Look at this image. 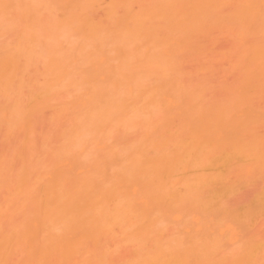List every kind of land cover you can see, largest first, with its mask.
<instances>
[{
  "label": "rangeland",
  "instance_id": "rangeland-1",
  "mask_svg": "<svg viewBox=\"0 0 264 264\" xmlns=\"http://www.w3.org/2000/svg\"><path fill=\"white\" fill-rule=\"evenodd\" d=\"M85 1L86 0H84V2H83V0H0V57L5 56V54L8 55V53H12V52H13V55H15L16 51H14V50L18 49L20 53H18V51H17L16 57H13V55H12V57H13V59L16 58V62L18 63L19 68H21L20 70H18V72L15 71V68H13L14 72L16 73V76H15L16 79L14 78L15 73L13 72L14 75L12 74L11 77L13 76V78L15 80H13L14 82L11 81V83H13L14 85L11 84L12 87L9 86V88H7V89H9V90H6L8 92L3 91L0 94L2 96H5V97L0 96L1 97L0 98V157H1L0 159H2L4 162L6 161L5 167H7V168H5V169H8L12 173H14L16 176L12 173H11V175H13V179L17 180L18 176L21 175V172L26 171L29 174H31V173L34 174V171L35 170L37 171V169H39L40 165L47 166V167H51V165H52V168H53L56 165V161L57 162L62 161V159L58 160L56 158V155H57L56 153H58V150L63 146L62 144L67 143V141H68L67 139L65 140V138H63V137L64 136L66 137V135H68V134H71V133L73 134L75 132H78V129H79V131L82 128L85 129V125H86L85 124L86 122H84L85 117L89 116L90 114L91 115H93L94 113L96 114L98 112L102 113V110H101V108H102L104 111L103 113L106 112V114L104 116V118L106 117L105 118L106 134L103 135L105 133L103 127H105V126H103L104 124L102 123V129H100V128H98V129H99V131L104 132V133H101V132L98 133V129H97V131H95L96 128L92 127V129H94V131L100 135H97V133L92 131L91 134L83 136V138H80L81 140L79 138H76V137L74 138L73 136H70L69 141H71V142H69L67 145L68 146V149H67L68 154L70 153V155L67 154V155H65L66 157L63 156L64 159L68 158V160H66L65 163H64V161H62L63 164H61L62 163L61 162L60 164L58 163V165H56V166H58L62 169L64 168V170H68L70 172V174L72 173L71 175L74 177H77L79 175H81V176L84 175L86 170L82 169V166H83V164H81L82 161L84 163L87 162V163H85L87 166L84 164L83 167H85V166L88 167V165H89L90 169H91V167H93L94 169L92 168V170L99 171V172H97V175L101 171H103L102 170V168H103L104 170L107 171V174L104 171L105 172L104 177L101 174H99L98 177H99V180L101 182L105 183V185L108 184L106 186V188H110V185L113 181L114 182V183H112L113 187L116 189V187L119 186V188H121V190H122V191L118 190L119 188L117 187L118 189H116V191L118 190L117 192L120 191V193H124V190L127 189L125 185L129 186L130 184L131 185L133 184L134 188L131 187V185H130L131 189H133V190H131V191L126 190V193L119 194V195H117V197L118 196L122 197L121 195L125 196L123 199L121 198V200H123V202L126 203L125 199H129V198H127V196L128 197L133 196L132 199L134 200V203L136 202L135 204L137 205V206L135 205L136 210L142 212V211H146V209H147V212L149 211L148 214H150V210H151V212H153L151 214L152 216L151 215L150 216L153 218L155 217L156 220L154 218V221H157V222L156 223L154 222L156 225V228H151V229L155 230V233L153 230H151V232L153 231L152 235H151V232L149 231L148 227H150L154 224H152V225L150 224V226H148L149 224L148 225H146V224L149 222H147L146 219H145L146 223L142 222V220L140 219L144 213L146 214V212H143V214H141V212H140L141 216L137 215L135 218H134V215L129 216L127 218L129 220L122 219L121 220V221H123L122 224L119 221L117 223V225L113 224L110 226V228L112 230L116 226H117L116 228H118L120 230L123 229L122 231L117 229V232H116V230H114V233L116 236H118L117 234H118V232H120L119 237H121V235H123L121 232L126 231L124 228H122L124 225H126V227H127V225L129 226V228L128 227L126 228L124 226L126 229H129V230H127V232H129L132 229L130 231L132 233L129 232V234L126 235L127 233L123 232L125 235L122 236V238H120V242H122V241L123 242H130V247L128 246L127 243H126L127 247L125 246V243H123L125 247L122 246L123 244L120 245L121 246L120 247L119 246L120 243L118 241L119 239H118V237L114 236V233H112V235L114 237L110 233H108L109 231L106 233L107 235L109 234L108 236L104 235V236H106V240L108 239V237L110 240L113 237V239L111 241L113 244L112 243L110 244L109 243L110 241L107 240V243L110 245L109 249H110L111 245L116 246L117 249H115V250H117V251L120 248L121 250L118 251V254L116 253V251H115V253L119 256L120 255L119 253L123 252L122 253L123 256H121V257H124V258H121L122 261H123V259H126V258L128 259L129 257L132 256L133 252L131 253V251H132L131 243L133 244V241L136 240V238L138 239V237L142 238V236H140V235H142L141 232L143 231L144 228L146 229L147 226H148L147 227V233H146V230L144 229L145 232L143 231V234H144L143 238L144 239H145V237L150 238L149 236L151 235L152 237L150 239H148V240H150L149 241L150 243L146 240L147 246H145L146 242L145 243L142 242L143 239L139 238V240H136V243L141 240L140 241L141 243L140 242L137 243L138 248L142 247V245L145 246L144 248L153 247L152 245L155 242L154 240L157 238V240L159 239L158 241H160V242H163V240H167V239L170 240L171 239L170 241L167 240L169 242L164 241L167 244L170 243L173 245H175V244L177 245L180 243L179 245H183V246L185 244V249L189 248L190 245L192 246L193 243H195V241L193 239H195L196 242L199 243L198 245L202 246L203 249L201 247L199 248V246H197V243H195L194 244L195 247L193 248V250L198 248L197 250L203 251L204 250L203 245L206 246L205 245L206 243H207V245L210 244L211 247H207V248L205 247V250L203 252H207L208 248L213 247L214 249L208 250V252L211 250L213 258H215L216 256L217 257L219 256L216 254V252L217 253L220 252L219 254H221V256L224 258H226L228 254H232L233 258H235L234 256L237 257L236 254L238 252L241 255V253H243L242 251L244 249L248 250V249H250V247H253V246L261 247L264 249V166H259V165L256 166V164L253 163L254 162L253 160H250V162H249L246 160V158H248V157L245 158L244 155H242L240 157H244L245 160L240 159L238 161V157H237V161L235 159V161L232 160L233 162L232 161L229 162L231 164H229L230 166L229 165L228 166L232 172L229 171L230 173L227 174L228 172L225 169L226 166L219 165V163L217 164L219 168L217 167V169H212L215 162L213 161L214 162L213 163L210 161L212 159V157L210 158L209 155H207V157H206V155H204L206 157V158H204V156L201 154V151H202L201 149H199V150H201L200 153H198L199 150H198V152L193 151V152H195L194 157H196L198 154H201L204 158V159L202 158L203 162L205 159H208V157H209L210 159L205 160V162L210 161L209 164L210 163H211V165L213 164L212 166L208 165V163L205 164V162H204V164H202L203 163L202 162L201 163L202 165H201L200 164L201 159L200 160L198 159V162L200 161L199 163H195L196 159L195 160L193 159L194 158L193 154H192V157H193L192 158L191 154H189L190 152H187L188 154L185 153L186 154L185 157L186 158L191 157L193 159L194 166L190 165V163H192V159H191V161L188 159L186 161H188V162L190 161V162L189 163L185 162V165L188 167L187 164H189V166H191L189 168H191V169H188L185 166V168H181L182 170L181 169H179V170H181V173H185V176L183 174V177L188 176V177H186V180L188 179L189 181L187 180L186 182H188L189 185L191 184L190 181L192 179V184H191L192 186L190 185L188 187V185H187L188 188L194 189L193 184H195V186H197V184H198L197 182L200 180V176L195 177L196 175H201L203 173V175L204 174L205 175L204 176L202 175V177L204 178L206 176V178H208L209 175H212V177H213V174H215V173H216L215 176H217V174H219L218 172H220V171H226L227 172L224 174V176H226L225 177L226 179L222 178V177H224L222 172H220V173H222V177L219 174L220 179L222 181L224 180L223 184H222V181L220 179H219L220 180L219 182H221L222 185H224V183H225L226 186L218 187L219 185H221V184H219V182L217 183V181L214 182V180H213V183L210 182L211 183L210 184L208 181H206L207 185L209 183L211 186V188L209 186L210 189L208 188L209 190L206 191V188L208 186L206 185V188H205L204 187L205 185H202L200 183V182H202V179H203L202 178L199 182L200 185L198 184L200 186L199 187L200 190L197 193L192 192L194 195L192 193H190L191 191L188 193V191H187L188 188L187 189L184 188L186 193H188V194H186L184 192V189L182 188L181 191H183L185 193L184 194L182 192L187 199L186 198L184 199V201L186 200L185 202L179 200L180 206H178L179 204H177V205L174 204L175 202L177 203L178 200L175 201L177 198L171 197V195H173L172 190L171 191L168 190V193L166 192V195H165V192L163 193V191H161L160 193H157L160 196L155 194V190H157V189H155L157 187L156 185H158V187L160 186L158 188V190H159L161 187H163L162 183L157 182V180H155L154 177L152 178L151 173L150 174L148 173V176L151 175L152 180L150 177L147 178V171L148 170L146 169L145 170L146 172H145L143 170V168L146 167V165H148V164L145 161L146 164L144 165V162H142V160H140L141 156H142V159H143V157L145 159V157L147 155L149 156L150 151H151V155H152L151 149L152 148L154 149L155 145L163 142L167 146H169L170 143H172L170 141H172V140L175 141L176 140L175 136L180 135L179 133L177 135L176 134L173 135V134L180 132V129H178V128L182 127L181 124H180L181 127H179L180 122L178 120H180V118L182 116L181 104L189 96V95H186L185 97H183L184 98V100H183V98H181V97L184 96L185 94L195 93L197 95L204 96L205 100L207 101V104H209V105L219 104V103L222 105H224V104L226 105V103H227V105H226L227 107L231 106V105L230 106L228 105L229 102H231L229 104H233L234 102H236L240 98V96H239L240 92L238 93V92H236L237 90H234V89H238V85L240 86L241 80L239 78L242 76H240L241 70H239V69H241V68L238 67L237 64H235L236 63L235 61L237 58H239L238 55L241 53V51L243 49L241 47L242 44L239 41L235 40L237 38H235V35L231 31H229V34L227 31L222 32L223 31L222 29H221L222 31L218 32L219 31V30H217L218 28L216 29V31L211 30L210 34H208L209 32L205 33L206 37L204 36V34L201 36H198V38H197L198 41H196V42H198L197 44L201 43V44H199L201 46V48L203 46L200 53L197 51V52H195L196 53V55H195V53L190 52V53H188L190 55H188L187 53H186V55L183 54L182 55L183 58H182V56H180L182 59V62L184 63V64L182 63L183 70H185V72H186L184 75H182V76H185V75L186 76L184 78L181 77V79H183L182 81L185 82V86L187 87V91L183 92V95L181 94L182 95L180 97L181 99L178 100L179 96L177 97L175 95V97H177L176 99L178 101H181L182 103L180 102L181 103L180 104V103H177L176 100H173V99H175V97L172 98V96H174V95L171 93H169V94L168 93L167 94L161 93L162 95L159 96L158 98L162 97V99L164 100V101L162 100L164 106L162 104H161V106L155 105L156 103H154V105H155L154 106L153 102L150 99L152 97H154V95H155L153 92L159 93L160 91L156 92V89H155V91L151 92V89H154V86L156 88V85H158V83H153V81H154V80H152L153 78L149 79L150 81L144 80V82L142 81V82L137 83V81H139L140 79L137 80L138 77L136 78V76L135 77L133 76L131 78L129 76H128L129 78L127 77L128 79L134 78L131 80L133 82H129V80L127 78L126 79L124 78L125 82H123L124 79L122 78L123 77L122 74L121 75L119 74V76H118L119 72L116 71L117 69L115 67L119 66L121 63L120 60L121 59L124 60L125 57H123L124 56L123 53H119L117 50L115 52L116 46H115V43L112 44L113 43V42H111L112 39H109L110 40L109 41L108 38H106V36L105 37L103 36L105 38L104 40L102 39L103 37L102 38L100 37L101 38L100 39L99 38L100 33L95 34L90 29H88L86 27L85 22H84L83 18L81 17V14H82L81 9L85 7V5H83V4H87ZM100 1H101L100 3L97 2L98 5H95L96 4L95 3L93 6L88 8V10L93 8V9L89 10L90 15L87 14L88 12L86 14L83 13L84 16L85 15L89 16V18L86 17L87 22H89V20L91 22V20H92L93 23L98 22V23H100V25H102V23L104 24V22L106 21L105 16H106V13L110 7L109 0H100ZM147 1L149 3L152 2L150 0H143L142 3L145 6H146V4L148 6L149 4ZM153 1H155V0H153ZM139 3L141 5H143L141 2H139ZM143 6H141V8H143ZM230 7L231 6L228 7V11H229ZM137 8H138V6L135 5L134 9L136 11L138 10ZM78 9H80L81 14L78 13L79 12ZM77 10H78V12H77ZM85 11H87V10H84V12ZM116 11H118L117 14L120 17L123 14L122 5L121 6L118 5ZM105 24H106V22H105ZM112 38H113V36H112ZM199 38L201 39V41ZM102 40L104 41V44H100V42H102ZM233 40L236 41V44H234L235 42L233 43ZM109 42H111V43L109 44ZM237 44L240 45L238 48H241V50L237 48V46H238ZM110 46H111V48H110ZM137 46H139V47L143 46V43H139V45L137 44ZM139 47H136L135 44H132L129 47V50L132 49V50H134L133 53L137 54L138 51H136V49H139ZM233 48H237L238 50L233 49ZM99 49L100 50L103 49L102 52H100ZM110 49H112L113 52ZM108 50L111 51V53ZM230 50L231 51L233 50L236 55L233 54L232 52H230ZM239 50H240V53L238 52ZM202 51L205 53L204 55L202 54ZM236 52L238 53V55ZM103 54H104V56H103ZM106 54L107 55L110 54V55L106 56ZM115 54H116V56H115ZM120 54H122L123 56ZM121 56L123 58H119ZM26 58H28V59H26ZM109 58H110V60H109ZM116 59H118V60H116ZM106 60L107 61L109 60L110 62L109 61L107 62ZM123 60H122V62H123ZM125 60H126V58H125ZM132 61L133 60H131V62ZM16 62H12V64L14 63V65H15ZM134 62H136V60L133 61L132 63H134ZM237 63H238V59H237ZM107 64L109 65V69H108L109 73L105 74V72H108V70H106L108 68ZM233 64L235 67L233 66ZM111 65H112V67H111ZM201 66L204 68L208 67L211 69L207 68L208 70L206 69L207 71H204ZM14 67H17V66H14ZM111 68L115 69V72H113V69H111ZM200 68L202 70H200ZM211 70L213 72L212 76H210V74H209V73H211ZM236 70H239V71L237 72ZM196 71H198L197 72L198 75L195 73ZM208 71H209V73H208ZM57 74H59V75L57 76ZM60 74H62V76H60ZM109 74H112V75L115 74V75H114V77H112V75H111V78H110ZM191 74H192V76H191ZM206 74H209L208 77ZM17 75H18V78H17ZM187 75H188V77H187ZM201 75L202 76L206 75V77L203 78ZM106 77H108L111 80L113 78L114 79L113 81L116 80L115 84L113 81H111L109 79H105ZM94 78H96V80ZM89 79L95 80L96 82H99L100 83V84L98 83L99 87L97 88V86H98L97 84H96V86H94L96 82L95 81L92 82ZM118 79H121V81H119ZM238 79H239V81H238ZM102 81H104V82H102ZM117 81H119L120 84ZM134 81L136 84L134 83ZM145 81H147L146 85H144ZM191 81L193 83H190ZM197 81H198V83L203 82L204 87L203 88L198 87L197 91H193V89H191V87H194L196 85ZM88 82H90V83H88ZM237 82H239V83H237ZM110 83H112V84H110ZM126 83H127V85H126ZM128 83L132 84L134 87ZM142 83H144L143 86H146V87L148 86L149 88H150V86L153 87L151 89H148V91L150 90V93L153 96H150L151 94L147 91V89L145 91V89H143V86L140 87ZM116 84L119 86L118 90L116 89L117 88ZM138 84H140V85H138ZM200 84H202V83H200ZM206 84H207V86H206ZM101 85L103 87H101ZM114 85H116V86H114ZM137 85L143 89L144 94H143V91L141 92V94L139 93L141 90L139 91V87H137L138 89L135 87ZM105 86H106V88H105ZM209 86H211V87H209ZM91 87H92V89H95V91L98 92L97 98L99 97L100 100L97 98L95 99L96 92L94 90L90 89ZM223 87H224V90L222 89ZM225 87H226V89H225ZM107 90H108V92H107ZM93 91L95 93H93ZM104 91H105V93H104ZM161 92H165V91H161ZM100 93H103V94H100ZM158 93L156 95H158ZM257 93L255 96H254V94L252 95L253 98L251 100L253 102H251V104H250V109L254 110V111L261 112L264 110V90L262 93H261V91L258 94ZM83 94H84V98H83ZM88 94L90 96L92 94L94 96V98L92 96L89 97ZM105 94H106V96L104 99V97H101V96L102 95L104 96ZM139 96H142V97H140V99H139ZM149 96L151 97L150 99H149ZM166 96H168V97H166ZM41 99H42V101H41ZM85 99H88V100H85ZM94 99H95V101L98 100V103H97V101L95 102ZM102 99H104V100H102ZM35 100H36V102L39 101L40 103L44 102L43 103L44 105L43 104L41 105L39 102H38L39 104H37L35 102ZM48 100H49V102H45ZM91 101H92V104H90ZM34 102H35V105L38 107V111L36 109V110H34L35 112L37 111L36 113H33V112L31 113L30 111H33L32 105ZM93 102H95L97 106H95V104L93 105ZM139 102H140V104H139ZM149 102H151L152 104ZM164 103L167 104V107L165 106ZM35 105H34V107H36ZM39 105H41V106H39ZM87 105H89L88 110L91 109L90 111H93L94 113L87 110V108H86ZM176 105H177V108H176ZM80 106H82V107H80ZM90 106H92V108L93 107L97 108V109L99 108L98 109L99 111H97V109L93 110L92 108H90ZM178 107L180 110L178 109ZM236 110L237 109H234L233 113H234V115L239 116L241 114V112L238 111L239 110L238 109L237 110L238 112L235 113ZM80 111H82L81 112L82 115H81ZM83 113H85V114H83ZM28 114H30V115H28ZM174 114H175V116H174ZM177 115H179L180 117L179 116L177 117ZM83 116H85V117H83ZM80 118L82 120H80ZM174 119H176V121H175L176 123L175 122L170 123V120L172 121ZM73 120H75L76 122ZM77 120H79V121H77ZM29 122H31V123H29ZM76 124H78L79 126L78 125L76 126ZM175 124H178V126ZM81 126H82V128H80ZM173 127L175 129L172 132L173 134H171L170 131H172ZM186 127H189V126H186ZM86 128H87V126H86ZM69 129H70V131H69ZM263 129L264 128H262V127L257 128L259 135H261V133H262V135L264 134ZM89 133H90V130H89ZM187 133H188V131L186 132V134ZM75 134L78 135V133H75ZM87 134H88V131H87ZM166 134L172 135V136L170 137ZM95 135L98 138H96ZM102 135L104 137H101ZM218 135H220V134H217L215 136L214 141L220 142L221 140L225 139L224 136H222V135L218 136ZM87 136H89L90 138ZM173 136L175 137V139L174 138L172 139ZM186 136H188V137H186ZM217 136L220 138H218ZM179 137L180 136H177V138H179ZM185 137H186L185 138L186 140L191 141L189 135H185ZM70 138H73V139H70ZM100 138L101 139L104 138L103 142H101ZM168 138H169V141H168ZM26 139L31 140L28 145H26V143H27ZM163 139L164 140L166 139L165 141L167 143L165 141H163ZM215 139H217V140H215ZM218 139H220V140H218ZM85 140H87V141H85ZM89 140L92 143L89 144V142H90ZM177 140L179 141V139H177ZM83 141L86 144L82 143ZM178 141H175V142H178ZM188 141H186V143ZM208 141L213 142V140L212 141L211 140H205V141L203 140V141H201V143L202 142L207 143ZM175 142L173 144H175ZM195 142H199V141H195ZM216 142L214 143V145H213V143H209V144L216 146L215 145ZM81 143L83 145L80 148L79 144H81ZM225 143H227V142L225 141ZM227 144H229V143H227ZM86 145L89 146L88 148H90V149H88L86 147ZM172 145H170V146H172ZM221 145H223L222 142H221ZM151 146H152V148H150ZM167 146H166V150L168 148ZM206 146H203V148L207 149L209 147V146L208 147H206ZM219 146H220V144L218 145V147ZM85 147H86V149H85ZM172 147H171V149L174 148V147L173 148ZM210 147H211V145H210ZM199 148H201V147H199ZM222 148H223V146H222ZM215 149H216V147L213 150H215ZM225 149H226V146H225ZM74 150H75V153H74ZM91 150H93V151H91ZM169 150H170V147H169ZM173 150H175V149H173ZM173 150L171 152H174ZM223 150H224V148H223ZM99 151L100 152L103 151V152H101L103 154L101 156H104L103 157L104 161H101V160H103L102 157L99 156V158H98V155H100ZM204 151H208V150L204 149ZM204 151H202V153ZM78 152H80V153L78 154ZM95 152H98V154ZM167 152H168V150H167ZM193 152H191V153H193ZM212 152H213L212 156L214 157V155L216 153L214 151H212ZM212 152L209 151V153H212ZM216 152H220V150L219 151L217 150ZM143 153L145 155L146 154L147 155L145 156ZM206 153H208V152H206ZM206 153H203V154H206ZM71 154H73V155H71ZM88 154H90V155L92 154L91 155L92 157H90ZM77 155L79 157H81L80 158L81 161L79 160V157H77ZM81 155H83V157L85 155L86 156H85V158H83ZM151 155H150V157L152 158L156 154L154 153L152 156ZM201 155H200V157H202ZM70 156H74L75 158L74 157L72 158ZM133 156H134V159L131 158ZM135 156L139 157V158H137V160L139 159L140 162L143 163V165H142L143 167L141 166L142 169L140 168L141 171H140V169L139 170L135 169V167L138 168L139 166L138 167H137V165L133 166V164L131 163L132 160H134L133 161L134 164H136V162H137V164L140 165L139 164L140 162H138L139 160L138 161L136 160V162H135V159H136ZM88 157L91 158V161H90V158H88ZM93 157H95V158L97 157L96 160ZM129 158H131L132 160L130 161ZM93 159L96 161L94 163L95 165L92 163ZM97 159L99 161H101V163ZM144 159H143V161H144ZM248 159H250V158H248ZM69 160H72L73 162H71V161L69 162ZM88 160H89V164H88ZM75 161H76V164L78 161V167H79V165H81L80 170L77 169L78 167L75 165V163H74ZM97 161H98V163H97ZM147 161H149V160H147ZM251 161H253V162H251ZM69 163H71L72 165L74 163V167L71 166V164H69ZM251 163H252V165H251ZM91 164H93L95 167ZM102 164H104V166ZM195 164H197V165L199 164L198 165L199 168L197 167L198 169H195V167H196ZM101 165H102V168H101ZM217 165L215 164V166H217ZM192 166H193V168H192ZM215 166H214V168H216ZM222 166L224 167L223 170L220 169ZM251 166H253V168H251ZM209 167H211V169ZM131 168H134L135 170H137L136 172H138V174L135 172L134 169L132 171ZM73 169H76L75 174H74L75 170H73ZM8 170L5 172L9 174ZM179 170H178V173H176V176L180 173ZM142 171H144L145 173ZM18 172L20 175L18 174ZM139 173H140V175L143 173L146 176H144L142 174L139 177ZM23 174L24 173H22V175ZM11 175L9 174L10 179L13 183H15L16 181L11 178L12 177ZM106 176L108 177L107 179L105 178ZM142 176H144V178L146 180L145 179L143 180ZM122 177L123 178L127 177L128 179L127 178L126 179H127V181H129L128 183H130V184H128V183L125 184L126 183V182H124L125 179H122ZM189 177H191V178L189 179ZM109 178H111L110 182H108ZM175 178H176V182H179L182 178V174H181V178H180V176H179V179L177 177H175ZM196 178H199L198 181L195 180ZM121 179L124 180L123 185H122V182H120ZM148 179L151 182H149ZM182 179H185V178H182ZM146 181H148V183ZM154 181H156V182L154 183ZM193 181H196V183H193ZM106 182H108V183L106 184ZM115 182L118 184H116ZM119 182H120V185H119ZM138 182L139 183L143 182V184L140 185V184H138ZM144 182H146L145 189L151 187L152 184H149V183H153L155 185L154 186L155 188L152 186L153 188L149 189L151 192L150 194H152V189H153L155 197L150 195L151 196V198H150V196H148L146 194L147 198H149L146 200V198L144 197L145 194H143V192L146 191L147 189L142 192L141 187L138 188V186H137V185L143 186ZM135 183L137 184L136 186H135ZM188 183H186V184H188ZM214 183H217L214 186L215 190L212 186ZM112 185H111V187H112ZM180 187L181 186H179V185L176 186L175 190H177V189L178 190L175 193H177L178 191H179L178 194L181 193L179 190V189H181ZM195 189H197V188H195ZM195 189H194V192L198 190V189L197 190H195ZM140 190H141V192H140ZM188 190H190V189H188ZM127 191L133 192V193H130V194L128 193L129 195H126ZM210 191L213 192V194L208 193ZM5 192L6 191H4L3 193L1 192V194H0L3 196V197L1 196L3 200L5 199L4 197H8L7 193H5ZM169 192L171 193L170 195H168ZM4 193L7 196H4ZM144 193H147V192H144ZM162 193H163V195H165V197L163 196L162 199H160ZM183 194H181V195H183ZM195 194H198V195H195ZM186 195H192V197L196 196L197 198L198 197L199 198H198V200L193 199V201H196L193 203L192 198H189ZM211 195H213V197L215 198V201L211 202V204H210L211 206H210L209 205L210 202L208 199L211 197ZM135 196L137 197L136 200L134 199ZM166 196L172 198L171 202L172 201H175V202L172 204L170 202V199L168 198V201H169L168 203H170V204H166L167 201L164 200L165 198L167 199ZM1 197H0V199H1ZM144 198H145V200H144ZM152 198H153V200H152ZM154 198H155V202L157 201V203L153 202ZM156 198L159 200H156ZM188 198H189V200H188ZM118 199H120V198H118ZM132 199H129V201L130 200L132 201ZM137 199H139V200L137 201ZM190 199H191V201H190ZM200 199H201V201H199ZM148 200H149V202H148ZM161 200L165 203V205H163L164 203L161 205V202H162ZM158 201H159V203H158ZM5 202H6V200H5ZM12 202L13 201H10L9 202L10 204L9 203L7 204L8 208L11 209V207H12V209H11L12 212L15 211L14 210L15 208L19 209V207H21V206L24 207V208L23 207L20 208V210H19L20 212L18 211L19 215L16 213V211H15V215H17V216L13 215L14 217L18 218V219L14 218L18 222L14 219H13V222L15 224H17V223L20 224L21 222L24 221L23 219L26 216H28L27 212L29 214L30 212H32L33 208L27 206V205H29V203L25 204L24 202L21 203L22 201L18 202L16 200H15V202H13V203ZM152 202H153V204H152ZM0 203H2V202L0 201ZM15 203L17 205H15ZM18 203L22 204V205L20 206V205H18ZM110 203H111V205L113 204V202H110ZM181 203H185V204H181ZM203 203H205L204 204L205 206L203 205ZM12 204H14V205H12ZM151 204H152V207L154 209H152V207H150V210H148L149 209L148 206L149 205L151 206ZM9 205H12V206L10 207ZM24 205H26V208ZM31 205H29V206H31ZM138 205H140V206H138ZM184 205H185V207L181 208V206H184ZM208 205L210 207H208ZM142 206L145 207L144 208L145 210L143 209ZM138 208H140V209L142 208L143 210H140ZM25 209H26V211H25ZM21 210L24 211V213L25 212L26 213L23 214V212H21ZM138 211L136 212V214H138ZM23 216H24V218H22ZM131 217L133 220H131ZM137 217H139V218H137ZM144 217H147V215L143 216L142 218H144ZM148 217H149V215H148ZM151 217H150V219H151ZM135 219L138 222H139L138 219H140L142 226L145 225L146 227L142 228V226L138 225V227H139L138 228L137 224L141 225V223L140 222L137 223L136 221H134ZM125 221L128 223L126 224ZM131 221H132V223H131ZM13 222H12V224H14ZM143 223H144V225H143ZM150 223H151V221H150ZM4 224H5V222H3V225ZM8 224H9V222L6 223L5 226ZM120 224H121V227H119ZM133 224H136V227L131 226ZM112 226H113V228H112ZM116 228H114V229H116ZM111 229H109V230H111ZM156 229H157V231H156ZM138 232L140 235L137 234ZM148 232H150V233H148ZM156 233H157L159 238L156 236ZM153 236H155L154 240H152ZM172 236L179 238L180 242L175 237L173 238ZM128 237H129V239H128ZM132 237H135V239ZM183 237H185V238H183ZM101 238H102V242L104 244H106V242L104 241L105 239H103L104 237L102 236ZM115 238H117L118 240H116ZM126 238L128 239V241L126 240ZM130 239H133V241L132 242L129 241ZM172 239H173V241L175 240V243H172ZM198 239L200 241H202L203 245L201 244V242ZM114 240H116L119 244L116 245L117 242H116V244H114V242H115ZM191 240H193V241H191ZM176 241L178 243H176ZM183 241H184V244H183ZM164 242H163V244H164ZM189 242H191V243L189 244ZM142 243H144V244H142ZM139 244H141V245L138 246ZM150 244H152V245L150 246ZM187 244H189V245H187ZM134 245H136V244H133L132 248H134V247L137 248ZM116 247H114V248H116ZM106 248H107V246H106ZM111 248L113 249V246ZM109 249H107V251ZM112 249H110V250L112 251ZM190 249H192V248L190 247ZM111 251H109L111 253V254L110 253L109 254L112 256ZM214 251H215L216 256H214ZM126 252H129V253H127V255L125 254L126 256H124V253H126ZM115 253H113V254L115 255ZM20 254L21 253H18V254L14 253V255L11 258L10 264H20V262H22L25 259L24 255L23 254L20 255ZM128 254L129 255L131 254V255L128 256ZM239 254H238V257H239ZM111 256L107 257L108 262H109V258ZM232 256L228 255V257H231V258H232ZM113 258L114 257L112 256V260L110 261L111 264H113V262L115 261L114 260L115 258L114 259ZM116 259H117V256H116ZM216 259L218 260V258H216ZM219 259H220L219 261H223V259L220 256H219ZM229 260H231V259L229 258L225 262L229 263L228 262ZM122 261H120V262L122 263ZM115 262L116 263H114V264H117V263L120 264V262H117V261H115ZM54 264H56V263H54ZM69 264H78V263L72 262Z\"/></svg>",
  "mask_w": 264,
  "mask_h": 264
},
{
  "label": "bare ground",
  "instance_id": "bare-ground-1",
  "mask_svg": "<svg viewBox=\"0 0 264 264\" xmlns=\"http://www.w3.org/2000/svg\"><path fill=\"white\" fill-rule=\"evenodd\" d=\"M142 1L141 0H109L110 7H109V9L106 13V16H105L106 24L104 22V24L102 23V25H100V23H98V22L93 23L92 20H91V22H90V20H89V22H87L86 17L89 18V16L83 15V13L86 14L87 12H88L87 14H89V10H91L93 8H91L89 10H88V8L93 6L95 3H96L95 5H98L97 2L100 3L101 2L100 0H86L85 2L87 4L82 3L83 5H85L84 8L81 7L82 8L81 9L82 14L80 13V9H78L79 12H78V10H77V12L79 14H81V17L83 18L85 25L88 29H90L95 34L100 33L99 38L106 36V38H108V40L112 39V41H111V42H113L112 44L115 43V46H116L115 52L117 50L119 53H123L124 56L122 54H120V55L125 57L126 60H125V58H124V60L121 59L120 65L115 67L117 69L116 71L119 72L118 76H119V74L120 75L122 74L123 79L124 78L126 79L128 76L130 78L133 76L134 77L136 76V78L138 77L137 80H139V79L141 80V81L136 80L137 83L142 82V81L144 82V80L150 81L149 79L153 78L152 79V80H154L153 83H158V85L155 84L156 88L154 86V89H151V88H153L152 86H150V88L148 86L147 87L143 86L144 83H142L140 86V87L143 86V89H145V91H146V89H147V91H148V89H151V92L155 91V89H156V92L160 91L159 93L157 92L158 95H156L157 93L153 92L155 94L154 95L155 98L154 97L151 98L150 96H153V95L150 93V90L148 91L151 94L149 96V99L151 98L150 100L153 102V105H154V103H156L155 105H158V106H161V104L163 105L162 97L158 98L159 96L162 95L161 93H166V94L171 93L174 95V96H172V98L175 97V95L177 97L179 96L178 100L185 97L186 95H189L183 103L181 101H178L176 99L177 97H175V99H173V100H176L177 103H180V102L182 103V104L180 103L182 106L181 107L182 108V116H181L180 120H178L180 122V123L178 122L179 127H181V125H182L181 128H178V129H180V132L176 131L177 133H174V134L172 133L175 129L174 128L175 126L172 128V131H170V133L173 135H175V134L177 135L178 133L180 134V135H177V136H180L179 138H177V136H175L176 137L175 141H178L177 139H179L178 142H175L174 140L170 141V142H172V143H170V145H172L175 142V144L172 145L174 148L170 145L167 146L165 143L160 141L161 143L155 145L154 149L152 148V146L150 147V148H152L151 149L152 155L155 153L156 154L155 156H153L151 158L150 157L151 151L149 150L150 151L149 156L147 154H146L147 155L146 156L143 153L146 157H145V159L143 157L144 161L142 159V156L140 159V160H142V162H144V165L146 164L145 161L148 164V165H146V167L143 168L144 171L146 169L148 170L147 171V178L148 177L151 178V175L148 176V173L149 174L151 173L152 178L154 177V179L157 180V182L162 183L163 187H161L159 190H158V188L160 186L158 187V185H156L157 187L155 188L154 187L155 185L153 183H149V184H152L150 188L154 187L155 189L158 190V191L155 190V194L163 191V193L165 192V195H166V192L168 193V190L169 191L172 190L173 195H171V197L177 198L175 200V201L178 200L177 203L175 201L171 202L172 198L168 197V196H166L167 199L165 198L164 200L167 201L166 204H170V203H168L169 202L168 198H169L170 202L172 204L175 202L174 203L175 205L179 204L178 206H180L179 200L184 201V199L186 198L184 195L186 193L184 188L187 189L192 184V179L190 181L191 182L190 185L188 182H186L188 180V179L186 180V177H188V176L183 177V174L185 176V173H181V170H182L181 168H185V166H186L185 162L189 163L191 161V159L194 157V153L198 152L199 149H201L202 151H204V149L208 150V151L203 152V153L208 152L206 154H203L201 150H199L198 153H200V151H201V154L203 156L206 155V157H207V155H209L210 158L212 157V159L210 161L215 162V163L213 162L214 165L212 164L213 165L212 169H217L218 163H219V165L226 166L225 169L228 173L226 171H220L223 173V176L225 173H227V174L230 173L229 171H231V170L229 169V166H230L229 164H231V163H229V162L232 160L235 161V159L237 161V157H238V161L240 159H244V157L245 158L248 157L250 159L246 158L247 161L250 162V160H253L254 162L253 161H251V162L255 163L256 166L257 165L264 166V143H263L264 142V134L262 135V133H261V135H259V133L257 131L258 127L264 128V112H263L264 110L259 112V111H254V110L250 109V104H251V102H253L251 100L253 98L252 95L254 94V96H255L257 92L259 93L261 91V93H262L264 90L263 89L264 88V84H263L264 83L263 82L264 81V0H155V1L150 0L152 2L149 3L147 1L149 4L148 6L146 3H145L146 4V6H145L142 3ZM83 2H84V0H83ZM139 2H141L144 6L141 5ZM118 5L119 6L122 5V8H123V14L120 17L117 14L118 11H116ZM135 5L138 6L137 11L134 9ZM141 6H143V8H141ZM229 6H231V7L228 11ZM84 10H87V11L84 12ZM216 29L219 30L218 32H220L222 30H223L222 32L227 31L228 34H229V31H231L235 35V38H237L235 40L239 41L242 44L241 47L243 48L241 53H240L241 48H238L240 45L237 44L238 45L237 48L240 49L238 51L240 54L238 55V53L236 52L237 55L239 56V58H237L239 64L237 63V59L235 61L236 62L235 64H237V66L241 68V69H239V68L238 69L241 70L240 71L241 74L240 73L239 74L242 77L239 78L241 80L240 86L238 85V89H234V90H237L236 92H238V93L240 92L239 93L240 98L236 102H234L233 104H229V103H231V102H229L228 105L229 106L231 105L230 107L226 106L227 103H226V105L225 104L222 105L220 103L209 105V104H207V101L205 100L204 96L197 95L195 93L185 94L184 96H182L183 92L187 91V87L185 86V82L182 81L183 79H181V77L184 78L186 76V75L182 76L186 72H185V70H183V67H182L183 62H182V59L180 56H182L183 54L186 55V53L188 54L190 52L195 53L198 51L200 53L203 46L201 48V46L199 45L201 43L197 44L198 42H196V41H198L197 40L198 36H201L203 34L205 36V33L209 32L208 34H210L211 30L216 31ZM112 36H113V38H112ZM104 37L102 38L103 40L105 39ZM103 40H102V42H100V44H104ZM200 41H201V39H200ZM111 42H109V44ZM139 43H143V46H140V47L137 46V44L139 45ZM233 43L236 44V41L233 40ZM132 44H135L136 47H139V49H136V51H138L137 54L133 53L134 50H132V49L129 50V47ZM110 48H111V46H110ZM237 48H233V49H237ZM100 49H99V51L102 52L103 49L102 50H100ZM110 50L112 51V49H110ZM14 51H16L15 55H13V52H12V53H8V55L5 54V56L0 57V94L3 91L9 90L7 88H9V86H11V84H13V83H11V81L14 82L13 80L16 79L15 78L16 73L14 72L13 68H15V71H17V72H18V70L21 69V68H19L18 63L16 62V58H14L15 60L13 59V57H16L17 51H18V53H20V52L18 49L14 50ZM111 51H109V52L111 53ZM230 52L235 54L233 50L232 51L230 50ZM116 54H115V56H116ZM202 54L204 55L205 53L202 51ZM12 55H13V57H12ZM109 55L106 54V56H109ZM188 55H190V54H188ZM195 55H196V53H195ZM103 56H104V54H103ZM122 56L119 58H123ZM182 58H183V56H182ZM26 59H28V58H26ZM109 60H110V58H109ZM116 60H118V59H116ZM122 60H123V62H122ZM131 60H133V61L136 60V62L132 63L133 61L131 62ZM12 62H16V64L14 65V63L12 64ZM14 66H17V67H14ZM233 66H234V64H233ZM111 67H112V65H111ZM113 68H111V69H113ZM202 68L204 71L211 69L208 67H207L208 69L206 67L205 68L202 67ZM108 69H109V65H108V68L106 70H108ZM200 70H202V69L200 68ZM239 70H236V71L238 72ZM13 72L15 73V75ZM113 72H115V69H113ZM197 72L198 71H196L195 73L197 74ZM107 73H109V70H108V72H105V74H107ZM208 73H209V71H208ZM212 73L213 72L211 70V73H209L210 76H212ZM12 74L14 75L15 79L13 78V76L11 77ZM112 74H109L110 78H111ZM209 74H206L207 77ZM58 75L59 74H57V76ZM114 75H112V77H114ZM206 75L205 76L201 75V76L204 78V77H206ZM60 76H62V74H60ZM191 76H192V74H191ZM187 77H188V75H187ZM17 78H18V75H17ZM94 79L96 80V78H94ZM105 79H109V78L106 77ZM125 79L123 82H125ZM132 79H134V78H132ZM132 79H128L129 82H133V81H131ZM239 79H238V81H239ZM95 80H90V81L93 82ZM109 80H111V79H109ZM113 80L114 79L112 78L111 81H113ZM118 80L121 81V79H118ZM119 81H117V82L119 83ZM147 81H145L144 85H146ZM102 82H104V81H102ZM113 82L115 84L116 80ZM203 82H200V83H202V84H200L197 81L198 84L196 83V85L194 87H191V89H193V91H197L198 87L203 88L204 87ZM88 83H90V82H88ZM98 83L99 82H96L95 85L94 84L93 85L96 86V84L98 85ZM134 83H135V81H134ZM190 83H193V82L191 81ZM237 83H239V82H237ZM110 84H112V83H110ZM128 84H130V83H128ZM116 85H114V86H116ZM118 85L116 88L117 90L119 87ZM126 85H127V83H126ZM130 85H132V84H130ZM138 85H140V84H138ZM138 85L135 87L136 88L139 87ZM206 86H207V84H206ZM98 87H99V85L97 86V88ZM101 87H103V86L101 85ZM140 87H139V91L140 90L141 91L139 93L141 94L143 89ZM209 87H211V86H209ZM105 88H106V86H105ZM90 89H92V87ZM222 89L224 90V87ZM225 89H226V87H225ZM92 90L95 91V89H92ZM94 91H93V93L96 92V94H95V96H96L95 99H96L98 92L97 91L94 92ZM161 91H165V92H161ZM6 92H8V91H6ZM107 92H108V90H107ZM104 93H105V91H104ZM92 94H91V96L94 98V96ZM100 94H103V93H100ZM143 94H144V91H143ZM0 96H2V95H0ZM88 96L91 97L89 94H88ZM105 96H106V94L104 96L102 95L101 97H104V99H105ZM2 97H5V96H2ZM140 97H142V96H139V99H140ZM166 97H168V96H166ZM83 98H84V94H83ZM88 99H85V100H88ZM95 99H94V101H95ZM97 99H99V97ZM104 99H102V100H104ZM36 100H35V102H36ZM183 100H184V98H183ZM41 101H42V99H41ZM96 101L98 103V100H96ZM35 102L32 105L33 111H30L31 113L32 112L36 113L38 111V107L35 105ZM38 102H36V103L39 104L40 102L39 103ZM45 102H49V100L45 101ZM95 102H93V105L95 104V106H97ZM43 103L44 102H41L40 104L42 105ZM149 103H151V102H149ZM90 104H92V101ZM139 104H140V102H139ZM34 105L37 108L34 107ZM41 105H39V106H41ZM89 105H87V107H86L87 110L89 108L88 107ZM165 106L167 107V104H165ZM80 107H82V106H80ZM179 107H178V109H179ZM90 108H92V106H90ZM176 108H177V105H176ZM36 109H37V111L35 112L34 110H36ZM92 109L96 110L97 108L93 107ZM98 109H97V111H99ZM234 109H237V110L239 109L238 111H240L241 114L240 115L238 114L239 116L234 115V113H233ZM90 110H88V111H90ZM101 110H102V113L98 112L95 114L93 111H90V112H93L94 114L92 113L93 115L90 114L89 116H86V117L83 116V117H85L84 122H86L85 123L86 125L83 123L85 125V129L82 128V126H83L82 125L80 127L82 129H80V131L78 129V132H75V133H78V135L75 133L72 134L70 132L72 135L67 133L68 135H66V137L65 136L63 137V138H65V140L67 139L68 141H67V143L62 144L63 146L58 150V153H56L57 154L56 158L58 160L62 159V161H64V163L66 162V160H68V158L64 159L63 156L68 154V150H67L68 146L67 145L69 142H71V141H69L70 136H73L74 138L76 137V138L80 139V138H83V136L91 134V132L94 131V129H92V127H95L96 128L95 131H97L98 128L102 129V123L104 124L103 126H105V124H106L105 118L106 117L104 118V116H105L106 112L103 113L104 111L102 108H101ZM237 110L235 113L238 112ZM81 112L82 111H80V113ZM30 114H28V115H30ZM83 114H85V113H83ZM81 115H82V113H81ZM174 116H175V114H174ZM178 116L179 115H177V117ZM80 120H82V119L80 118ZM73 121H75V120H73ZM77 121H79V120H77ZM175 121H176V119H174L172 121L170 120V123L171 122L174 123ZM29 123H31V122H29ZM77 125L78 124H76V126ZM175 125L178 126V124H175ZM86 126H87V128H86ZM186 126H189V127H186ZM103 128H104L105 133L99 131V129H98V133L101 132V133H104L103 135H105L106 134V129H105L106 126ZM89 130H90V133H89ZM69 131H70V129H69ZM87 131H88V134H87ZM187 131H188V133L186 134ZM95 133H97V132H95ZM98 133H97V135H100ZM263 133H264V129H263ZM217 134L224 136L225 139L221 140L220 142L214 141V138ZM103 135L101 137H104ZM166 135H168V134H166ZM185 135H189L191 141L186 140L185 138L188 136L185 137ZM220 135H218V136H220ZM168 136L171 137L172 135H168ZM87 137H89V136H87ZM95 137L98 138L96 135H95ZM175 137L173 136L172 139L173 138L175 139ZM169 138H168V141H169ZM218 138H220V137H218ZM70 139H73V138H70ZM87 140H85V141H87ZM103 140H104V138L101 139V142H103ZM165 140L163 139V141H165ZM203 140L204 141L205 140H211V141L213 140V142L208 141L207 143H205V142L201 143V141H203ZM215 140H217V139H215ZM218 140H220V139H218ZM224 140L229 144L225 143ZM30 141L31 140L28 139L26 145H28L30 143ZM186 141H188V142L186 143ZM195 141H199V142H195ZM215 142H216V144H215L216 146H213ZM221 142L223 145H221ZM82 143H84V141ZM82 143L79 144L80 148L83 145ZM90 143H92V142L90 141L89 144ZM209 143H213V145L209 144ZM84 144H86V143H84ZM219 144H220V146L218 147ZM87 145H86V147L88 148L89 146H87ZM210 145H211V147H210ZM166 146L168 147L167 148L168 152L166 150ZM203 146H206V147L209 146V147L206 149V148H203ZM222 146H223L224 150H223ZM225 146H226V149H225ZM86 147H85V149H86ZM169 147H170V150H169ZM171 147L175 150L171 149ZM199 147H201V148H199ZM215 147H216L215 150L216 151L220 150V152H216L215 150H213ZM88 149H90V148H88ZM172 150L174 152H171ZM91 151H93V150H91ZM193 151H195V152H193ZM209 151L210 152L214 151L216 153L214 155V157L212 156L213 152L209 153ZM101 152H103V151H101ZM101 152L99 151L100 155H98V158L100 156L103 159L101 161H104V158H103L104 156H101V155H103ZM187 152H190L189 154H191V157L193 154V157L191 158L189 156L190 158H186L185 153H187ZM191 152H193V153H191ZM74 153H75V150H74ZM79 153L80 152H78V154ZM95 153L98 154V152H95ZM201 154H198L197 156L195 155L197 157V158L196 157L193 158L194 160L196 159L195 163L200 162V161L198 162V159L199 160L201 159L200 164L203 162V160H202L203 156ZM68 155H70V153ZM71 155H73V154H71ZM88 155L90 157H92L91 156L92 154L91 155L88 154ZM200 155L202 157H200ZM242 155H244V157H240ZM81 156L83 157V155H81ZM85 156L83 158H85ZM70 157L73 158L74 156H70ZM77 157H79V156L77 155ZM90 157H88V158H90ZM135 157H136V159H135V162H136L137 158H139V157H137V156H135ZM206 157L204 156V158H206ZM209 157H208V159H210ZM80 158L81 157H79V160H80ZM93 158H95V157H93ZM96 158H95V160H96ZM131 158L134 159V156ZM131 158H129L130 161L132 160ZM188 159L190 160L189 162L186 161ZM193 159H192V163H190V165L194 166ZM208 159H205V160H208ZM93 160H92V163L94 164L96 161L95 160L93 161ZM140 160L138 162H140ZM147 160H149V161H147ZM205 160H204V162H205ZM70 161L73 162L72 160H69V162ZM90 161H91V158H90ZM98 161H97V163H98ZM101 161H99V162L101 163ZM133 161L134 160H132L131 163L133 164V166H135V165H137V167L139 166L138 168L135 167V169L139 170L141 168V166L143 165V163L140 162L139 163L140 165H138L137 162H136V164H134ZM61 162L56 161V165H58V163L60 164ZM204 162L202 164H204ZM209 162H205V164L208 163V165H211V163L209 164ZM74 163L78 167V161H77V164H76V161ZM74 163H73V165L71 163H69V164H71V166L74 167ZM85 163H87V162H85ZM85 163L82 161L81 164H83V166H84ZM5 164H6V161L4 162L2 159H0V194H1V192L3 193L4 191H6L5 193H7V195H8V197H4L5 198L4 200L2 199L3 196L0 195V197L2 196L0 199V201L2 202V203H0V264H10L11 258L14 255V253H16V254L21 253L24 255L25 259L22 262H20V264H52L53 262L56 264H69L72 262H74V263L76 262L78 264H111L110 261L112 260V256L115 258V259L113 258L115 261L120 262V261H122L121 258H124V257H121V256H123V254H122L123 252L119 253L120 255L118 256L117 255L118 251H120L121 249L119 248L118 251L115 250V249H117V247L114 245H111V247L113 246V249L110 247V249H112V251H111L109 249L110 245L107 243V240L110 241L109 242L110 244L112 243L111 241H112L113 237L116 236L114 233V230H116V232H117L118 228H116L117 227L116 225L119 221L122 224L123 223V221H121L122 219L125 220L129 216H132V215H134V218H135L137 215L141 216V214H143V212H146V214L144 213L142 215V217L146 216V215H147V217H144V218L141 217L140 219L142 220V222H145V223H146V221H145V219H146L147 222H149L146 224V225L149 224L148 226H150V224L151 225L154 224L150 227H148V226L147 227H148L150 232H151V230H153L155 233V230L151 229V228H156L155 223L157 221H154L155 217L154 218L151 217L152 216L151 214L153 212H151V210H150V207H152L153 202H155V198H154V201L152 202L151 206L150 205L148 206V208H149L148 210H150V214H148L149 211L147 212V209H146V211H142V212L136 210V208H135L136 202L134 203V200L132 199L133 196H131V197L127 196V198L132 199V201L131 200L129 201V199H125L126 203H124L123 200H121V198L123 199L125 196L121 195L122 197H120V196L117 197V195L126 193V190H130V191L133 190V189H131V187L134 188V185L132 184L133 185L132 186L130 183H128L129 181H127V179H128L127 177H126L127 179L125 177L124 178L122 177V179H125V181L121 179L120 182H122V185H123V181L126 182L125 184L128 183L131 185V187H130V185L128 186V185L124 184L127 188L126 190H124V193H120V191H122V190H121V188H119V186H117L119 189L117 187H116V189H118L120 191L119 192H117L118 190L116 191V189L112 185V183H114L113 181L111 183L112 187L110 185V188H106V186L108 185L107 183L110 182L111 178L108 179L109 181L106 182L107 185H105V183L101 182L99 180V177H98L99 174L103 175V177L105 175L104 174L105 172L107 174V171L102 168V165L104 166V164L101 165V168L103 170V171H101L102 173L100 172L98 175H97V172H99V171L92 170L93 167H91V169H90L89 165H88V167H86L87 165L85 164L86 165L85 167L82 166V169L86 170L84 175L83 176L79 175L77 177L72 176L71 175L72 173L70 174V172L68 170H64V168L62 169L56 165L55 166L53 165L54 166L53 168H52V165H51V167L40 165L39 169H37V171L35 170L36 172L34 171V174H32V173L29 174L28 172L23 171V172H21V175H20L18 172V174L20 176H18L17 180L13 179V175H11V173H12L11 171H9L8 169H5V168H7V167H5L6 166ZM61 164H63V162ZM88 164H89V160H88ZM93 164H91V165H93ZM215 164L217 166H215ZM187 165H188V167L187 166L186 167L188 169H191V168H189L191 166H189V164H187ZM198 165L195 164V166H196L195 169L199 168ZM251 165H252V163H251ZM80 166L81 165H79V167L77 169L80 170V168H81ZM193 166H192V168H193ZM214 166L216 168H214ZM223 166L220 168L221 170L224 169ZM209 168L211 169V167H209ZM251 168H253V166H251ZM131 169L133 171L134 168H131ZM141 169H140V171H141ZM179 169H181V170H179ZM7 170L9 171V174L12 176L11 178L16 181L15 183H13L11 181L9 174L5 172ZM73 170H75L74 171V174H75L76 169H73ZM178 170L182 174V178H185V179L181 178L180 173L176 176V173H178ZM136 171L137 170H135V172ZM144 171H142V172H144ZM220 172H218V173L222 177V173H220ZM22 173H24V174L22 175ZM136 173L138 174V172H136ZM12 174H14V173H12ZM215 174H213V177H212V175H209L210 177L207 175L208 178H206V176L203 178L202 177L203 173H202L201 175L195 176V177L200 176V180L203 178L202 182H200V180L198 181L199 178H196L195 180L198 181L197 183L199 185H200V183L202 185H205L204 187L206 188V185H207L206 181H208L209 183L210 182L213 183V180H214V182L217 181V183H218L221 180L219 174H217V176H215ZM141 175L139 173V177ZM143 175L146 176L145 174H143ZM144 176H142L143 180L145 179ZM179 176H180L181 180L179 182H176L175 177H177L179 179ZM225 177L226 176H224L222 178L226 179ZM105 178L107 179L108 177L106 176ZM152 178H151V180H152ZM190 178L191 177H189V179ZM196 181H193V183H196ZM223 181H222V184H223ZM120 182H119V185H120ZM146 182L148 183V181H146ZM146 182H144V185H143L144 187L140 186L141 184H143V182L142 183L138 182V184H140V185H137L135 183V186L137 185L138 188L141 187L142 192L147 189L146 191H144L147 193L143 192V194H145L144 197L147 200L149 198H147L146 194L148 196H150V195L153 197H155V196H154L153 189H152V194H150L151 193L149 190L150 188L145 189ZM149 182H151V181L149 180ZM155 182L156 181H154V183ZM186 183H188V184H186ZM209 183L207 185L208 187L206 188V191H208L211 188V186H210L211 183L210 184ZM217 183H214L212 185L213 188H214L215 184H217ZM116 184H118V183H116ZM198 184H197V186H195V184H193L194 189L195 188L198 189V190L195 189L197 191L194 192V189L188 188V189H190V190L187 189L188 193L190 191H191L190 193H192V192L197 193L200 190V188H199L200 186ZM219 184H221V182H219ZM222 184L219 185L218 187L226 186L225 183H224V185H222ZM177 185L181 186L180 187L181 189H179L181 192L180 194H178L179 191L177 193H175L178 190V189L175 190ZM187 185H188V187H187ZM209 186H210V188H209ZM182 188L184 189L185 193L183 191H181ZM141 190H140V192H141ZM214 190H215V188H214ZM5 193H4V196H7V195H5ZM128 193L130 194L133 192L127 191L126 195H129ZM163 193H162L160 199H162L163 196L165 197V195H163ZM188 193H186V194H188ZM208 193L213 194V192H211V191ZM170 194L171 193L169 192L168 195H170ZM181 194H183V195H181ZM157 195H159V194H157ZM195 195H198V194H195ZM151 196H150V198H151ZM186 196L189 198H192V201H193V199L198 200V198H199V197L197 198L196 196H195L196 198L192 197V195H186ZM118 198H120V199H118ZM136 198L137 197L135 196L134 199L136 200ZM145 198H144V200H145ZM189 198H188V200H189ZM5 200H6V202H5ZM15 200L18 202L22 201L21 203L24 202L25 204L29 203V205L32 204L31 206H29V205H27V206L33 208L32 212L29 211L30 215L27 212L28 216H26L25 218H24V216L22 217V218H24L23 219L24 221L21 222L20 224H18V223L15 224L13 222V219L16 218L14 216H17V215H15V211L19 215L18 211L20 210L21 207H23V206H21L22 204L18 203V205H20L21 207H19V209L17 208L18 210L15 208L14 212L11 211V209H12L11 206L14 204L9 205L11 207V209L8 208V205H7L10 201L15 202ZM138 200L139 199H137V201ZM152 200H153V198H152ZM156 200H159V199L156 198ZM208 200L210 202L209 203V205H210L211 202L215 201V198L213 197V195H211V197ZM190 201H191V199H190ZM199 201H201V199ZM110 202H113V204L111 205ZM148 202H149V200H148ZM194 202H196V201H193V203ZM155 203H157V201ZM158 203H159V201H158ZM163 203L164 202L162 201L161 205ZM181 204H185V203H181ZM204 204L205 203H203V205ZM15 205H17V204L15 203ZM163 205H165V203ZM209 205H208V207L211 206V205L210 206ZM24 206L26 208V205H24ZM138 206H140V205H138ZM182 207H185V205L181 206V208ZM144 208L145 207H143V209ZM138 209H140V208H138ZM143 209L141 208L140 210H143ZM152 209H154V208L152 207ZM25 211H26V209H25ZM137 211H138V214H136ZM21 212H23V214L26 213V212L24 213V211H22V210H21ZM140 212H141V214H140ZM148 215H149V217H148ZM150 217H151V219H150ZM137 218H139V217H137ZM16 219H18V218H16ZM16 219H14V220H16ZM140 219H138V220L141 223ZM127 220H129V219H127ZM131 220H133L132 217H131ZM155 220H156V218H155ZM11 221L14 224H12ZM134 221L139 223L136 219ZM150 221H151V223H150ZM3 222H5V224L9 222V224L5 226V224L3 225ZM125 223L127 224L128 222L125 221ZM131 223H132V221H131ZM113 224H116L115 225L116 227H114L116 229H114L112 226V228H113V230H112L110 228V226ZM121 224L119 225V227H121ZM136 224H133L131 226L136 227ZM138 225L142 226V223H141V225L137 224V227H138ZM143 225H144V223H143ZM124 226L126 227V225H124ZM124 226L122 228H124L126 231H123V232L124 233L126 232L127 233L126 235H128L132 229L129 232H127V230H129V229H126V228L127 227L129 228V226L127 225L126 228ZM144 227H146V226L145 225L142 226V228H144ZM147 227H146V229L144 228L146 230V233H147ZM109 229H111V230H109ZM144 229H143V231H144ZM118 230H120V229H118ZM122 230H120V231H122ZM143 231L141 232L142 235H140L139 232L137 233L140 236H142V238L138 237V239L136 238V240H139V238H141V239H143L142 242L145 243L146 240L149 242L150 240H148V239H150L152 237L151 235L153 234V231L151 232V235L149 236L150 238H147L144 236L145 239L143 238V235H144ZM156 231H157V229H156ZM107 232L110 233L111 235H112V233H114V236L112 235L113 237L112 238L110 237L111 240L109 239V237L106 240V236H104V235H107L106 234ZM123 232H121L123 234V235H121V237H119L120 232H118V234H117L118 236H116V237H118L119 240L117 238H115L116 240L119 241L120 244L116 240H114L115 241L114 244H116V242H117L116 245L119 244V246H120L123 243H125L126 247H127V244L130 247V242H123V241L120 242V238H122V236L125 235ZM150 232H148V233H150ZM130 233H132V232H130ZM157 233H156V236L158 237ZM102 236L104 237L103 239H105L104 241L106 242L107 245L102 242V238H101ZM135 237H132V238L135 239ZM154 237L155 236H153L152 240L155 239ZM172 237L174 238L175 236H172ZM175 238L179 241V238H177V237H175ZM183 238H185V237H183ZM128 239H129V237H128ZM128 239L126 238L127 241H128ZM136 240L133 241V239H130L129 241H131V242L133 241V244H136L134 246L137 247V243H139L141 240L138 241L137 243H136ZM158 240L156 238L154 240L155 241L154 244L153 245L150 244V246L151 245L153 246L151 248H149V247L144 248L145 246H147V242H146L145 246L142 245V247H140V248L134 247L136 250L134 248H132L133 244L131 243V249H132L131 253L133 252L132 256L129 257L128 259L127 258L123 259L122 263L120 262V264H264V249L261 247H257V246L250 247V249H248V250L244 249L242 251L243 253H241V255L238 252L236 254L237 257L234 256L235 258H233L232 254H228V253L227 254L232 256V258L228 257V255L226 258H224L221 256V254H219L220 252H218V253L216 252V254L219 255L222 259L223 258L225 259V260L223 259V261H219L220 260L219 256L217 257L215 254L216 250L214 251V256H216V257L215 258L212 257L211 250L214 249L213 247L208 248L207 252H203L205 250V247L207 248V247H211V246H210V244L207 245V243L205 244L206 246H204L202 241H200L199 239L198 240L201 242V244L204 247L203 251L197 250L198 248L193 250V248L195 247L194 244L197 243L195 239H193L195 241V243H193L194 246L190 245V247L192 249H190L189 246H188L189 248L185 249L184 241H183V244H184V246H183V245H179L180 243L177 245L176 244L173 245V244H170V243L167 244L166 242H164V241H167L169 239L163 240L164 244H163V242H160ZM193 240H191V241H193ZM169 241H167V242H169ZM144 243H142V244H144ZM172 243H175V240L173 241V239H172ZM176 243H178V242L176 241ZM190 243L191 242H189V244ZM189 244H187V245H189ZM198 244L199 243H197V246H199V248L200 247L202 248V246H200ZM140 245L141 244H139L138 246H140ZM106 246H107V248H106ZM122 246H124V244ZM114 247H116V248H114ZM107 249H109V250L107 251ZM209 249H211V250L208 252ZM109 251L112 252V256L110 255L111 253ZM115 251L117 254L115 253ZM113 253H115V255L117 256V259ZM127 253H129V252L124 253V256H126ZM238 254H239V257H238ZM130 255L128 254V256H130ZM108 256H111L110 257L111 259L109 258V262L107 260ZM216 258H218V260ZM229 258L231 259L228 261L229 263L225 262ZM115 261L113 262V264L116 263ZM117 264H119V263H117Z\"/></svg>",
  "mask_w": 264,
  "mask_h": 264
}]
</instances>
